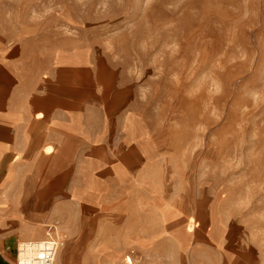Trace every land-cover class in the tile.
<instances>
[{
	"label": "crops",
	"instance_id": "1",
	"mask_svg": "<svg viewBox=\"0 0 264 264\" xmlns=\"http://www.w3.org/2000/svg\"><path fill=\"white\" fill-rule=\"evenodd\" d=\"M65 35L0 41V264L49 226L54 264H264L237 211L177 168L128 70Z\"/></svg>",
	"mask_w": 264,
	"mask_h": 264
},
{
	"label": "rangeland",
	"instance_id": "2",
	"mask_svg": "<svg viewBox=\"0 0 264 264\" xmlns=\"http://www.w3.org/2000/svg\"><path fill=\"white\" fill-rule=\"evenodd\" d=\"M31 33L125 67L177 168L264 248V0H0V41Z\"/></svg>",
	"mask_w": 264,
	"mask_h": 264
},
{
	"label": "built area",
	"instance_id": "3",
	"mask_svg": "<svg viewBox=\"0 0 264 264\" xmlns=\"http://www.w3.org/2000/svg\"><path fill=\"white\" fill-rule=\"evenodd\" d=\"M62 240L56 228L49 226L45 238L29 241L18 248L17 264H54Z\"/></svg>",
	"mask_w": 264,
	"mask_h": 264
},
{
	"label": "bare ground",
	"instance_id": "4",
	"mask_svg": "<svg viewBox=\"0 0 264 264\" xmlns=\"http://www.w3.org/2000/svg\"><path fill=\"white\" fill-rule=\"evenodd\" d=\"M36 241H37V240H36ZM28 242H29V241L22 243V244H21V247H22L23 245H25L26 243H28Z\"/></svg>",
	"mask_w": 264,
	"mask_h": 264
}]
</instances>
